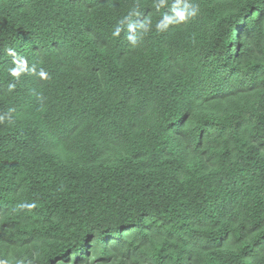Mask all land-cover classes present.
Instances as JSON below:
<instances>
[{"label":"trees","instance_id":"16d2710c","mask_svg":"<svg viewBox=\"0 0 264 264\" xmlns=\"http://www.w3.org/2000/svg\"><path fill=\"white\" fill-rule=\"evenodd\" d=\"M0 264H264V0H0Z\"/></svg>","mask_w":264,"mask_h":264}]
</instances>
